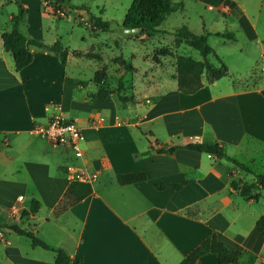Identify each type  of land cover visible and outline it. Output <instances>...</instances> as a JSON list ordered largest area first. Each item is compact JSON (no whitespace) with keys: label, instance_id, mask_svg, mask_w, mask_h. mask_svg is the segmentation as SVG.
<instances>
[{"label":"crops","instance_id":"obj_1","mask_svg":"<svg viewBox=\"0 0 264 264\" xmlns=\"http://www.w3.org/2000/svg\"><path fill=\"white\" fill-rule=\"evenodd\" d=\"M179 1L178 10L198 23L188 27L209 32V44L216 36L217 47L237 54V63L229 62L210 44L228 74L212 81L202 76L192 93L179 91L172 75L163 89L162 78L142 76L148 91L123 101L107 80L109 93L101 98L95 69L86 73L77 63L90 58L87 51L29 28L20 30L32 41L33 58L15 70L0 29V264H56L52 249L11 225L62 248L69 264H176L212 230L242 250L237 263L227 264H243L244 256L248 264H264V235L255 224L264 214L255 206L264 202L262 187L251 192L258 198H244L230 180L251 181L250 173L226 157L183 147L218 142L232 159L264 172V0ZM214 31H231L235 39ZM55 40L66 49L65 62L50 49ZM70 62L78 68L69 69ZM54 112L80 128L81 156L33 131ZM77 169L96 173L92 192L55 212ZM132 171L147 176L116 181V173ZM197 264H218L217 256L207 252Z\"/></svg>","mask_w":264,"mask_h":264},{"label":"rangeland","instance_id":"obj_2","mask_svg":"<svg viewBox=\"0 0 264 264\" xmlns=\"http://www.w3.org/2000/svg\"><path fill=\"white\" fill-rule=\"evenodd\" d=\"M131 1L64 0L63 7L67 9V14L61 16L52 13V3L47 0H0V29L8 30L11 27V14L17 11L19 4L24 5L27 11L20 23L21 29L29 28L33 34H41L45 39L56 37L61 43L69 44L71 48L87 51L90 58L77 62L84 67L86 73L93 68L95 71L103 72L104 81L108 80L107 83L112 84L119 97L128 94L140 95L142 90L148 91L151 88L146 85L143 77L148 81L162 78V86L159 88L163 89L172 80L169 76L175 72L174 62L178 55H190L195 59H200L201 56L186 42L177 41L172 33L147 36L139 31H126L122 26V20ZM92 17L104 21L106 28L92 27L89 24ZM186 17L181 10L172 12L166 16L159 28L172 30L181 24L190 27L198 24L194 23L193 18L188 20ZM218 39L216 36L209 37L210 44L216 48L219 56L237 63V54L217 47L214 40ZM248 54L241 58L250 57ZM209 60L218 64L217 58L213 55L209 56ZM82 61H85V64ZM72 62L69 63V69L78 68L77 63ZM145 62L149 63V68L139 67ZM203 76L206 77L205 74ZM263 191L264 188L261 189V192ZM262 201L260 199L258 204L252 205L264 210ZM242 261L243 264H248L245 256Z\"/></svg>","mask_w":264,"mask_h":264},{"label":"trees","instance_id":"obj_3","mask_svg":"<svg viewBox=\"0 0 264 264\" xmlns=\"http://www.w3.org/2000/svg\"><path fill=\"white\" fill-rule=\"evenodd\" d=\"M52 3V13L57 14L60 10L63 15L67 14V9L63 6L64 0H47ZM183 7L181 1L174 2L173 0H132L126 9L122 20L124 28L139 27L140 33L147 36L155 34L172 33L177 41H184L192 48L196 49L200 54V59H195L190 55H178L175 59V72L173 78L177 83V89L183 93H192L202 86L203 81L201 77L206 75V81H212L221 76L228 74L227 65L218 57V65L213 64L209 60L210 55H215L213 47L208 43L207 36L209 32L197 33L185 24L175 27L172 31L159 28V25L164 21L166 16L172 12L177 11ZM27 8L19 4L16 12L10 16L11 27L1 33L2 44L5 50L11 52L14 69L19 70L25 65L29 64L33 58L32 52L28 45L32 42L20 30V23L25 16ZM89 24L94 28H106V23L101 19L92 17ZM215 35L235 39V35L231 31H214ZM50 49L55 51L62 62L66 60V49L62 47L59 40H55L50 46ZM105 74L103 72L95 71L94 80L99 85L96 95L104 98L109 90L103 86ZM121 100H126V97L120 96ZM183 147L190 150L204 151L217 157H226L232 160L237 166L253 176L251 181H242L241 179H231V187L238 189L239 193L244 198H258V194H251V192L258 186L264 188V172H257L244 163L232 159L225 151L224 147L218 142H201L190 141L183 145ZM165 148H160L158 151H165ZM145 171L119 172L116 173L115 178L119 184H127L146 178ZM157 189H162L164 183L162 181H154ZM178 188L179 184L173 185ZM92 192L90 182H83L71 180L63 197L57 203L55 212L62 211L67 206L81 200ZM37 208L36 203H33L30 209L33 211ZM257 230L264 235V214L260 215L255 221ZM11 228L17 232L24 233L29 236L32 242L44 248L52 249L55 253L54 262L56 264H69L71 262L70 256L60 247L48 245L45 241L38 238L33 232L21 229L17 225H11ZM214 252L217 256L218 264L237 263L241 256L242 250L237 247H229L222 240L218 238L215 230L201 240L196 246L192 247L188 253L176 264H197V259L207 253Z\"/></svg>","mask_w":264,"mask_h":264},{"label":"built area","instance_id":"obj_4","mask_svg":"<svg viewBox=\"0 0 264 264\" xmlns=\"http://www.w3.org/2000/svg\"><path fill=\"white\" fill-rule=\"evenodd\" d=\"M57 14L64 16L60 10L57 11ZM33 131L45 136L53 144H65L70 146L76 157L82 154L79 144L81 137L80 128L72 119L66 118L60 112L52 113L45 123L35 124L33 126ZM95 174V172L77 169L71 177L72 180L90 182ZM17 198L21 200L22 196L19 195Z\"/></svg>","mask_w":264,"mask_h":264},{"label":"water","instance_id":"obj_5","mask_svg":"<svg viewBox=\"0 0 264 264\" xmlns=\"http://www.w3.org/2000/svg\"><path fill=\"white\" fill-rule=\"evenodd\" d=\"M126 31H139L140 28L139 27H134V28H126ZM170 149H173V147H170Z\"/></svg>","mask_w":264,"mask_h":264}]
</instances>
